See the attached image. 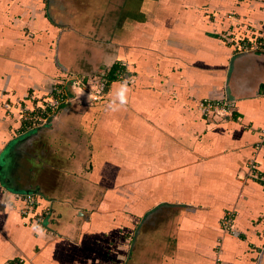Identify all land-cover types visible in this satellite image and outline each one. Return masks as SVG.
<instances>
[{
    "label": "crops",
    "instance_id": "0c3cea01",
    "mask_svg": "<svg viewBox=\"0 0 264 264\" xmlns=\"http://www.w3.org/2000/svg\"><path fill=\"white\" fill-rule=\"evenodd\" d=\"M245 30L261 42L264 0H0V264H264V47L225 39ZM115 64L101 100L63 80ZM57 88L55 114L23 120ZM223 97L225 119L198 109Z\"/></svg>",
    "mask_w": 264,
    "mask_h": 264
},
{
    "label": "built area",
    "instance_id": "2783aa9c",
    "mask_svg": "<svg viewBox=\"0 0 264 264\" xmlns=\"http://www.w3.org/2000/svg\"><path fill=\"white\" fill-rule=\"evenodd\" d=\"M225 39L227 42L231 43L235 52H248L264 47V35L260 37V39L263 40H261V42L252 38V35L249 36L247 33L233 34L228 32ZM63 77L66 84H68L73 90H75V88L80 89L89 101L101 100L105 97L106 86L109 79L103 73L88 79H83L82 77L72 74H64ZM116 77H122V72L116 73ZM67 97L68 96H66V93H64L62 89H54V92L39 99V103L36 104L34 108V110L38 111L32 112L26 107L24 109L21 108L24 112L28 111L26 113L23 112L21 117H23V120H30L32 125L36 123H44L47 120V116L55 114L61 104L68 99ZM5 106L9 107V103H5ZM197 106L204 117L216 121L231 116L235 109L233 100L227 97L219 99L204 98L198 102ZM42 113H45L46 115L43 116ZM255 148H257L256 150L264 148V131L262 132L260 139L256 142ZM248 173L251 178L264 182V171L260 170L255 158L250 159L248 162ZM12 194L15 199L22 203L20 213L23 218L27 219L26 222H32V224L39 226L45 225L47 217L50 214V208L47 205L40 207L41 202L39 201V195L23 191H15ZM233 214L234 212L229 210L221 217L220 225L224 232L234 231ZM16 261L17 262L14 264H20L22 263V258H18Z\"/></svg>",
    "mask_w": 264,
    "mask_h": 264
},
{
    "label": "trees",
    "instance_id": "16d2710c",
    "mask_svg": "<svg viewBox=\"0 0 264 264\" xmlns=\"http://www.w3.org/2000/svg\"><path fill=\"white\" fill-rule=\"evenodd\" d=\"M120 65H112L107 71H106V77L110 80L114 77H116V73L121 72L123 69Z\"/></svg>",
    "mask_w": 264,
    "mask_h": 264
},
{
    "label": "clouds",
    "instance_id": "9594fccd",
    "mask_svg": "<svg viewBox=\"0 0 264 264\" xmlns=\"http://www.w3.org/2000/svg\"><path fill=\"white\" fill-rule=\"evenodd\" d=\"M126 92H127V85L126 84H122L121 88H120V90L118 92L121 104H124V103L127 102Z\"/></svg>",
    "mask_w": 264,
    "mask_h": 264
},
{
    "label": "rangeland",
    "instance_id": "374dc122",
    "mask_svg": "<svg viewBox=\"0 0 264 264\" xmlns=\"http://www.w3.org/2000/svg\"><path fill=\"white\" fill-rule=\"evenodd\" d=\"M243 33H247V32H246V30H245V31H243ZM247 34H248V33H247ZM10 108H11V106H10ZM5 109H8V108L5 106Z\"/></svg>",
    "mask_w": 264,
    "mask_h": 264
}]
</instances>
